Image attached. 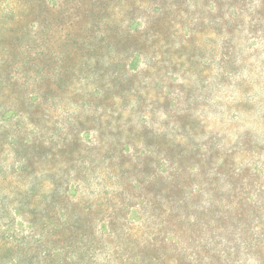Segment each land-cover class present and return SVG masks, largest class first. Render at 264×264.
<instances>
[{"label": "clouds", "instance_id": "1", "mask_svg": "<svg viewBox=\"0 0 264 264\" xmlns=\"http://www.w3.org/2000/svg\"><path fill=\"white\" fill-rule=\"evenodd\" d=\"M0 7V264H264V0Z\"/></svg>", "mask_w": 264, "mask_h": 264}, {"label": "rangeland", "instance_id": "2", "mask_svg": "<svg viewBox=\"0 0 264 264\" xmlns=\"http://www.w3.org/2000/svg\"><path fill=\"white\" fill-rule=\"evenodd\" d=\"M6 0H0V5H3ZM12 2L19 3L21 0H12ZM20 15L19 11L4 13L2 7H0V24L10 23L16 20V17ZM194 37L190 40L194 41ZM78 42L74 41V44ZM123 47V44H120ZM134 67V65H131ZM32 216L34 223H40L44 221L43 227L50 228L49 241L52 245H66L75 236V234L84 229L86 218L78 216L75 210L69 214L67 221L61 223L56 217L49 212L37 211L32 209ZM98 227H103V224L98 225Z\"/></svg>", "mask_w": 264, "mask_h": 264}]
</instances>
